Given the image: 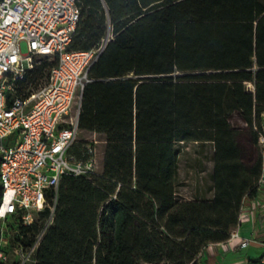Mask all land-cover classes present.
<instances>
[{"label": "trees", "instance_id": "16d2710c", "mask_svg": "<svg viewBox=\"0 0 264 264\" xmlns=\"http://www.w3.org/2000/svg\"><path fill=\"white\" fill-rule=\"evenodd\" d=\"M77 2L70 51L114 34L89 70L79 118L82 131L105 138L102 168L64 177L31 264H198L230 238L264 171V0ZM39 62L20 93L37 90L58 58ZM189 143L213 147L211 199L178 197L179 145ZM48 217L30 227L7 219L16 233L3 264H20L13 247L30 248Z\"/></svg>", "mask_w": 264, "mask_h": 264}, {"label": "built area", "instance_id": "2783aa9c", "mask_svg": "<svg viewBox=\"0 0 264 264\" xmlns=\"http://www.w3.org/2000/svg\"><path fill=\"white\" fill-rule=\"evenodd\" d=\"M80 17L77 0H0V264L8 260L4 248L9 245V217L19 215L20 222L30 227L39 213L49 211L35 243L28 249L18 245L12 249L20 264L35 262V253L54 223L64 177H91L102 168L97 140H83L86 157L79 158L74 148L81 141L79 118L89 70L114 34L109 28L98 47L70 51ZM42 56L57 57V65L38 90L20 93V81ZM260 143L264 155V137ZM262 185L264 171L259 187ZM260 204L257 198L253 207ZM243 220L241 212L239 224ZM237 238L240 248L254 241L233 232L226 242ZM259 264H264V257Z\"/></svg>", "mask_w": 264, "mask_h": 264}, {"label": "rangeland", "instance_id": "374dc122", "mask_svg": "<svg viewBox=\"0 0 264 264\" xmlns=\"http://www.w3.org/2000/svg\"><path fill=\"white\" fill-rule=\"evenodd\" d=\"M22 51L24 54L28 53L27 44L22 43ZM36 66L40 65L39 58L35 60ZM48 71H45V74ZM45 74L40 79V85L37 90L44 84ZM36 90V89H34ZM233 124L237 127H243L239 118L233 119ZM104 136L93 132L82 131L79 140H97L98 154L100 158L104 155L105 143ZM181 149L180 164H179V181H178V197L184 200H204L213 197V147L210 144L203 145L197 143H189L179 145ZM15 225V222H11ZM15 231L9 226V245L11 247V238L14 237Z\"/></svg>", "mask_w": 264, "mask_h": 264}, {"label": "crops", "instance_id": "0c3cea01", "mask_svg": "<svg viewBox=\"0 0 264 264\" xmlns=\"http://www.w3.org/2000/svg\"><path fill=\"white\" fill-rule=\"evenodd\" d=\"M261 200L259 207L254 208L256 199ZM190 200V199H188ZM244 220L234 228L243 238L254 239L247 248H240V240L230 243L210 244L198 258V264H259L264 257V185L259 187L253 199H247L242 208Z\"/></svg>", "mask_w": 264, "mask_h": 264}]
</instances>
